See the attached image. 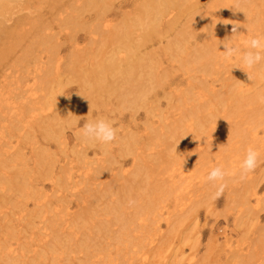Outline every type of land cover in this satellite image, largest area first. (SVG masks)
<instances>
[{"label":"bare ground","instance_id":"6f19581e","mask_svg":"<svg viewBox=\"0 0 264 264\" xmlns=\"http://www.w3.org/2000/svg\"><path fill=\"white\" fill-rule=\"evenodd\" d=\"M251 36L264 0H0V264H135L162 219L192 208L194 179L240 176L264 149V90L248 84L264 86V61L250 80L220 43L242 54ZM224 64L243 73L210 88ZM101 118L117 140L86 143ZM255 247L228 264H264V233Z\"/></svg>","mask_w":264,"mask_h":264},{"label":"rangeland","instance_id":"374dc122","mask_svg":"<svg viewBox=\"0 0 264 264\" xmlns=\"http://www.w3.org/2000/svg\"><path fill=\"white\" fill-rule=\"evenodd\" d=\"M63 48L66 49L65 46ZM67 50L69 51V47ZM227 70H230V73H225ZM238 72L243 73V70L241 68L234 70L232 66H225L224 64L220 73L216 72L207 77L208 83L211 85L210 88L218 91L224 90L222 89L224 76L234 75ZM212 79L216 80L213 81ZM248 84L252 88L250 89L251 92H255L252 91L255 88H259L258 92L264 90L262 83ZM73 85L66 86L65 94ZM249 86L245 84L244 88H249ZM221 115L225 116L222 113ZM231 116L234 117V114L231 113L227 119H231ZM212 131L215 132L210 138L220 137V135L224 137L223 131L218 127ZM193 145L195 148L200 144L193 142ZM52 147L54 150L56 149L54 146ZM57 151L59 155L62 153L59 149ZM261 152V162L256 170L250 173L247 179L241 180L238 176L234 180H227L228 187L225 189L224 195L215 201L211 197L216 191V186L212 184L211 188L206 190L204 188L205 191H202V188L199 189L200 179H194L193 183L197 185L198 189L196 190H198L199 195L192 201V208L188 207L183 212L178 213L176 211L177 213L173 214L175 205L170 202L168 208L173 214L172 225L169 226L164 219L160 221L161 231L166 234L168 241L159 249L158 246L165 239V236L163 238L156 236V240L147 246V253H139L134 263L228 264L230 261L235 262L240 258L235 253L246 255V257L254 254L255 240L264 233V149ZM88 156L93 157L92 152H89ZM48 194L53 195L51 186H49ZM246 195H249L250 198L248 204L243 203ZM198 198L201 201L196 202L195 200ZM247 209L250 211H246ZM100 217L104 218L103 216ZM239 247L242 250L236 252V248ZM256 257L264 258V254L261 253L260 256L257 255ZM236 264L238 263L236 262Z\"/></svg>","mask_w":264,"mask_h":264},{"label":"clouds","instance_id":"9594fccd","mask_svg":"<svg viewBox=\"0 0 264 264\" xmlns=\"http://www.w3.org/2000/svg\"><path fill=\"white\" fill-rule=\"evenodd\" d=\"M233 9V8H231ZM241 10L240 7L236 6L235 10ZM244 12V11H243ZM227 24V23H225ZM239 24H233L232 32L238 33ZM224 51L223 56L225 59L232 57H239L243 64V68L254 69L257 65L264 61V37L262 36H251L245 41L246 51L241 54V49L236 46L233 42H222ZM246 71V70H245ZM248 78L253 79L251 72L246 71ZM258 100L260 103H264V96H259ZM114 121H109L107 119H97L94 121H88L84 123L82 128V136L86 143H99L102 145H110L117 140L118 129L114 126ZM211 150V149H210ZM261 162V153L259 150L253 147H249L246 150L244 159L240 163V179H247L249 174L254 172ZM232 175L224 169L223 166H216L211 169L207 174L206 180L213 182L216 186V191L212 195V200L219 199L224 195L225 189L228 187L226 182V177ZM129 206L135 204L134 200H130Z\"/></svg>","mask_w":264,"mask_h":264}]
</instances>
